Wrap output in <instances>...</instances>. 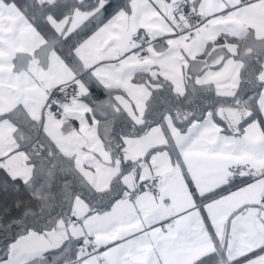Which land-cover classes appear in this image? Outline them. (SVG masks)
<instances>
[{"label":"snow or ice","instance_id":"snow-or-ice-1","mask_svg":"<svg viewBox=\"0 0 264 264\" xmlns=\"http://www.w3.org/2000/svg\"><path fill=\"white\" fill-rule=\"evenodd\" d=\"M0 264H264V0H0Z\"/></svg>","mask_w":264,"mask_h":264}]
</instances>
